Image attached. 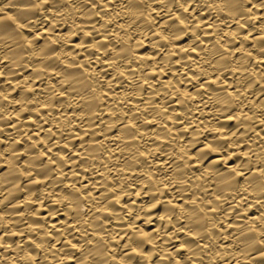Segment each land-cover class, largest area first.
I'll use <instances>...</instances> for the list:
<instances>
[{
	"label": "bare ground",
	"instance_id": "obj_1",
	"mask_svg": "<svg viewBox=\"0 0 264 264\" xmlns=\"http://www.w3.org/2000/svg\"><path fill=\"white\" fill-rule=\"evenodd\" d=\"M0 264H264V0H0Z\"/></svg>",
	"mask_w": 264,
	"mask_h": 264
}]
</instances>
